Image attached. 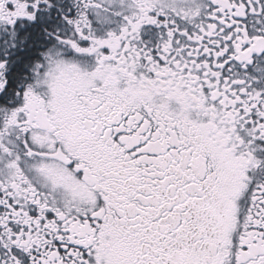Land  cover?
Returning <instances> with one entry per match:
<instances>
[{
  "label": "snow or ice",
  "instance_id": "snow-or-ice-1",
  "mask_svg": "<svg viewBox=\"0 0 264 264\" xmlns=\"http://www.w3.org/2000/svg\"><path fill=\"white\" fill-rule=\"evenodd\" d=\"M0 264H264V0H0Z\"/></svg>",
  "mask_w": 264,
  "mask_h": 264
}]
</instances>
